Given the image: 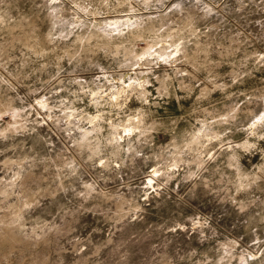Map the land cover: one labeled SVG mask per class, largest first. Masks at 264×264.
I'll list each match as a JSON object with an SVG mask.
<instances>
[{
	"label": "clouds",
	"instance_id": "obj_1",
	"mask_svg": "<svg viewBox=\"0 0 264 264\" xmlns=\"http://www.w3.org/2000/svg\"><path fill=\"white\" fill-rule=\"evenodd\" d=\"M0 264H264V0H0Z\"/></svg>",
	"mask_w": 264,
	"mask_h": 264
}]
</instances>
